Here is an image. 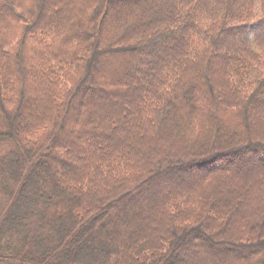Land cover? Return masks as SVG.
<instances>
[{
	"label": "trees",
	"instance_id": "trees-1",
	"mask_svg": "<svg viewBox=\"0 0 264 264\" xmlns=\"http://www.w3.org/2000/svg\"><path fill=\"white\" fill-rule=\"evenodd\" d=\"M182 258L264 264V0H0V264Z\"/></svg>",
	"mask_w": 264,
	"mask_h": 264
},
{
	"label": "rangeland",
	"instance_id": "rangeland-1",
	"mask_svg": "<svg viewBox=\"0 0 264 264\" xmlns=\"http://www.w3.org/2000/svg\"><path fill=\"white\" fill-rule=\"evenodd\" d=\"M113 21H116V18H114L113 19ZM144 75H146V74H144ZM147 76H148V74L146 75V76H144V78H146V79H148L147 78ZM139 83L141 84L142 83V81L140 80L139 81ZM74 154H76V153H74ZM254 159H252V160H250L249 161V163H251L252 161H253ZM227 162V166L228 167H230V168H237V167H239L240 165H243V163H246V161H242V162H239V161H236L235 162V160L233 161V159L232 160H229V161H226ZM225 162V163H226ZM51 169V166H46L45 167V171H49ZM191 171H193V172H188V170L186 169V170H183L182 172L181 171H176L175 173H174V175H179L180 177H187V178H191V179H189L190 181H197V180H194L195 178H199V176L201 175V172L200 171H196L195 172V170H191ZM188 172V173H187ZM189 174V175H188ZM37 183H30V187H33V186H35ZM161 187H162V185L161 184H157V189H161ZM144 197V196H143ZM148 203L149 202H146V204L148 205ZM152 215V220L153 221H155L156 220V218L154 217V214L152 213L151 214ZM102 235L104 236L105 234L104 233H102ZM106 238H107V240H109L110 241V243H109V246H115V242H114V238H112V236L109 234V233H107V236H106ZM81 250V249H80ZM84 256L83 257H85V256H87V254L86 253H84L83 254ZM180 262L181 263H187V261H186V259H184V258H182V261L180 260Z\"/></svg>",
	"mask_w": 264,
	"mask_h": 264
}]
</instances>
